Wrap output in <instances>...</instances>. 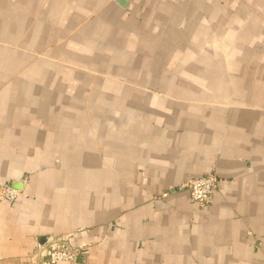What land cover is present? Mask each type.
I'll use <instances>...</instances> for the list:
<instances>
[{"label":"crops","instance_id":"1","mask_svg":"<svg viewBox=\"0 0 264 264\" xmlns=\"http://www.w3.org/2000/svg\"><path fill=\"white\" fill-rule=\"evenodd\" d=\"M2 185L0 264H264V0H0Z\"/></svg>","mask_w":264,"mask_h":264},{"label":"built area","instance_id":"2","mask_svg":"<svg viewBox=\"0 0 264 264\" xmlns=\"http://www.w3.org/2000/svg\"><path fill=\"white\" fill-rule=\"evenodd\" d=\"M221 179L214 173L196 177L186 184L190 195L194 202L200 207L206 208L211 200L213 192L216 191L221 184ZM20 196V192L10 185H2L0 187V204L4 199L14 202ZM40 259L32 264H59L75 261L78 255V249L73 247L66 239H58L49 242L48 246L40 248Z\"/></svg>","mask_w":264,"mask_h":264}]
</instances>
